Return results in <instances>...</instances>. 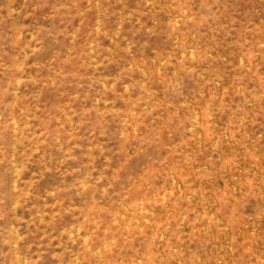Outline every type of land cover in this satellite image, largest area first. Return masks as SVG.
Returning <instances> with one entry per match:
<instances>
[{
    "label": "rangeland",
    "instance_id": "1",
    "mask_svg": "<svg viewBox=\"0 0 264 264\" xmlns=\"http://www.w3.org/2000/svg\"><path fill=\"white\" fill-rule=\"evenodd\" d=\"M0 264H264V0H0Z\"/></svg>",
    "mask_w": 264,
    "mask_h": 264
}]
</instances>
